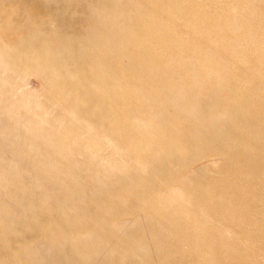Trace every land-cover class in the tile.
<instances>
[{
	"label": "rangeland",
	"instance_id": "obj_1",
	"mask_svg": "<svg viewBox=\"0 0 264 264\" xmlns=\"http://www.w3.org/2000/svg\"><path fill=\"white\" fill-rule=\"evenodd\" d=\"M41 34L58 65L32 49ZM262 101L264 0H0V264H186L188 244L210 264H264ZM193 173L241 191L239 225L172 214L196 199L179 189Z\"/></svg>",
	"mask_w": 264,
	"mask_h": 264
},
{
	"label": "bare ground",
	"instance_id": "obj_2",
	"mask_svg": "<svg viewBox=\"0 0 264 264\" xmlns=\"http://www.w3.org/2000/svg\"><path fill=\"white\" fill-rule=\"evenodd\" d=\"M10 17H11V14H10ZM49 39L50 38H49L48 34H41L37 38V40L33 42L32 49L35 50V54L38 55L39 59H41L42 57L46 58V64L45 65H51V64L52 65H58L57 57H58L59 51L58 50H51V49L47 48L46 46H44L45 43ZM40 41H43L44 44L43 43L39 44L38 42H40ZM68 45L72 46L71 43H68ZM20 48L23 49V46L18 45L19 50H20ZM6 53L11 55L15 60H21V59L29 58V56L21 55V52L17 53V49H16L14 44H12L11 47L8 50H6ZM52 68H57V67H53V66L47 67V68L45 66L40 67L39 69H36L34 73L41 78H44V79L49 78L52 74H55L52 72V70H51ZM252 77H253V79H260L256 75H253ZM252 80L242 79L238 85L239 89L241 91H243L245 86H247L249 89H251L253 87L251 84ZM242 84H243V88H241ZM252 93L253 92H250L246 95L248 98V104H247V108L245 111H246V113H248L249 120L255 118V116H256V113H255L254 108H253V103L255 101V98H251L249 96V94L251 96H253ZM89 94H92V96H94L91 88H84V90L80 92L81 101L86 103L85 97ZM101 94H102V92L100 91L99 94H97V95H101ZM262 103H264V101H262ZM245 111H244V114H245ZM93 113H95V112H93ZM188 133L191 135L189 143H194L195 141L198 140V137L196 134H191L190 131ZM170 136H172V135H168V137H170ZM155 138H159V137H155ZM197 144H199L200 146L201 145L202 146L208 145V143L205 142L204 140H202L201 142L197 141ZM188 146H190V145H188ZM179 149H180V146L177 147L175 152H178ZM171 158H173V157L171 156ZM253 170H255L259 173L264 172V160H261V162L254 165ZM208 172L210 173L209 170H208ZM193 176H194V179H188L186 181H183L181 183L182 184L181 188H179V189H181V191L184 194L188 195L189 197L197 196L196 199H194L190 202H187V201L186 202H175V201H173L171 206L173 207L174 211L172 214H176L178 216H184L185 217L188 215H192V213L187 214L188 211H194V212H199L202 214L209 215L210 217H222V218L227 217L228 219L233 220V223L235 226L239 225L238 224L239 222L237 221L238 219L234 217V214L237 211V208H241L243 206L242 200H241V195H242L241 191L238 192L237 194H235L234 196H229L227 193H225V191H223L221 193L217 192L216 189L220 185L213 178H210L207 181H202L201 180L202 177H200L199 175L193 173ZM189 181L193 182L195 184V186H189V184H188ZM200 184H204L206 186L207 191L211 194V197L208 199V201H210L211 204L208 206H205V203L198 196V186ZM225 200L228 202V205L226 207H227V211L230 214L224 212L223 204H224ZM217 208H220V210H217ZM44 227L47 228L46 225H44ZM223 227L232 228V227L227 226V225H224ZM184 228H185V233H187L189 230L185 226H184ZM202 229L206 233H209L212 235L215 234V231L211 230L209 226H203ZM34 232L38 233V232H40V229H36V230H34ZM197 241H202V240H197ZM168 242H169V238L165 236V241L162 243L166 244ZM257 242H258V239H254V238H252L251 240L248 238L245 240H241V243L245 247H251L252 243H257ZM234 246L235 245H231V249ZM157 252L160 256H163V257L168 256L167 254H164L163 252H161L159 250H157ZM179 252L180 253H177L174 257L175 258H181V259L185 260L186 264H192L190 262V258H194L193 261H195V264H203L202 261L203 260L205 261V259L207 258V256L204 255L205 258L202 259V261H199V258L202 257L203 254L201 253L202 251L200 249V246H198L197 244H195L194 248L191 247L190 244H188V245H186L185 248L181 249ZM262 253H264V252H262ZM146 258L149 260H153L151 258L150 253H147ZM99 262H100V264H102L101 261H99ZM205 262H206V264H210L207 261H205Z\"/></svg>",
	"mask_w": 264,
	"mask_h": 264
}]
</instances>
